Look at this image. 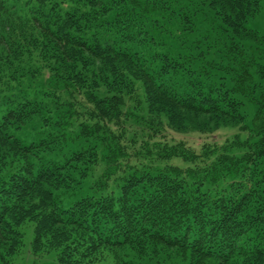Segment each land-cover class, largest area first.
<instances>
[{"label":"trees","instance_id":"16d2710c","mask_svg":"<svg viewBox=\"0 0 264 264\" xmlns=\"http://www.w3.org/2000/svg\"><path fill=\"white\" fill-rule=\"evenodd\" d=\"M261 1L0 0V264H12L28 222L34 252L60 264H145L164 248L264 264V63L215 37L219 26L264 44L247 27ZM199 28L204 47L187 39ZM240 95L256 105L251 124ZM143 109L154 134L167 114L178 130L227 123L249 137L135 154L187 168L131 163L124 128ZM70 134L95 142L55 156Z\"/></svg>","mask_w":264,"mask_h":264},{"label":"rangeland","instance_id":"374dc122","mask_svg":"<svg viewBox=\"0 0 264 264\" xmlns=\"http://www.w3.org/2000/svg\"><path fill=\"white\" fill-rule=\"evenodd\" d=\"M211 15V14H210ZM212 16V15H211ZM208 16H201L199 18V21L205 20ZM208 19V18H207ZM264 20V0L261 1V9L259 14L256 15L255 18H251L248 23L247 27L251 30H255L259 33L260 36H264V32H260L256 29H258L261 21ZM208 21L203 22L201 27H204L206 25H210ZM200 27V24H199ZM218 27H216L215 37L225 39L226 45L233 46L237 44V46H240L241 48L238 50L244 55V59L252 58L256 61H259L261 63H264V44H259L257 41L252 40L250 38H238V37H231L228 33H221L220 30H218ZM205 30L198 29L197 33L187 35V39L189 41H196V39H199L201 41L200 45L202 47L203 43H205L203 37H204ZM234 39V40H233ZM235 44H234V43ZM191 44L188 43L187 46ZM233 44V45H232ZM218 48V47H217ZM221 49V53H227L226 49L227 47H219ZM217 49V50H219ZM205 50V48H204ZM214 53V52H212ZM211 52L207 55L208 59H214L215 54H212ZM235 54L232 52L228 58H233ZM222 54L218 55V60H220ZM248 57V58H247ZM240 58V57H239ZM227 75V78H232V73L229 72ZM255 81L259 84H261L262 88H264V79L260 78L258 75L255 74ZM260 91H257V94H259ZM139 97H140V103L145 102L143 91L142 89H139ZM243 101L242 105V111L246 115L247 123L251 124L255 112H256V105L255 103L251 102L244 96L239 97ZM143 103V108L146 107ZM133 103H128V108L133 107ZM138 113V116H133L134 119H131L127 124L125 125L124 130L126 131L125 137L123 138V144L127 145V150L131 153V157L133 159L130 161L131 163H134L137 161H143L145 165H151L155 167V165H158V167L162 168L164 165H170V166H180L182 168H187L191 166L192 164L186 163L182 161L181 159L177 158H171L167 159L165 161H159L155 162L156 160L153 158H136V153L144 154L148 150H151L152 153L155 152V149H158V145L160 147L166 145L168 142L169 145L171 144H181L183 143L194 153L201 154V151L205 147H213V148H219L226 143H229L232 141L236 134H240L241 139L245 140L249 137V135L246 132H240L239 126L235 124H219V127L211 129V130H203V129H195L191 126H187L186 129L178 130L175 129L169 122V117L167 114H164L159 117L161 120L160 126L157 128V132L154 134L153 129H149V125H146L145 122H147V119L142 118L147 117L146 109H143ZM139 117V118H136ZM157 121V120H156ZM158 122V121H157ZM156 127V126H155ZM78 134V133H77ZM76 135L70 134V142L68 149H65L63 153L54 154L58 157H65L67 156L71 150H77L80 148H84L90 144H94L93 139L89 140H82L79 141L76 139ZM155 147V149H154ZM103 154V152L101 151ZM233 153L240 154L238 150H234ZM102 172V166H99L94 173H91L89 176L88 181L92 183L96 179L99 178L100 173ZM87 181V182H88ZM89 184V183H88ZM21 231L24 235L23 238V245L20 249V251L14 256L12 264H60L57 259V254L54 251L51 252H34L32 241H33V234H34V224L31 222L26 223L21 227ZM143 263L150 264H219L216 260H193L190 259V256L184 255L182 253H179L177 250H171L164 248L162 251V255L159 256V258H153V260H149V257H145L144 259L140 260ZM97 264H110L109 262H100Z\"/></svg>","mask_w":264,"mask_h":264},{"label":"snow or ice","instance_id":"6c2138e0","mask_svg":"<svg viewBox=\"0 0 264 264\" xmlns=\"http://www.w3.org/2000/svg\"><path fill=\"white\" fill-rule=\"evenodd\" d=\"M256 30H258V31H260V32H264V20L261 21V23H260L258 29H256Z\"/></svg>","mask_w":264,"mask_h":264}]
</instances>
